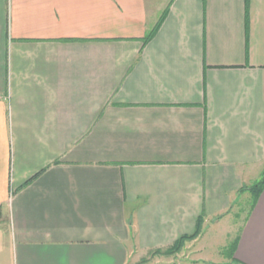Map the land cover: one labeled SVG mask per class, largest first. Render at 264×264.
I'll return each mask as SVG.
<instances>
[{"label":"crops","instance_id":"0c3cea01","mask_svg":"<svg viewBox=\"0 0 264 264\" xmlns=\"http://www.w3.org/2000/svg\"><path fill=\"white\" fill-rule=\"evenodd\" d=\"M263 169L264 0H0V264H264Z\"/></svg>","mask_w":264,"mask_h":264},{"label":"rangeland","instance_id":"374dc122","mask_svg":"<svg viewBox=\"0 0 264 264\" xmlns=\"http://www.w3.org/2000/svg\"><path fill=\"white\" fill-rule=\"evenodd\" d=\"M239 201L241 202H239L238 205H240L243 212H248L250 208V203L248 201H250V199H244L243 196H241ZM211 242L215 243L206 247L205 244L208 243V241H206L205 244L203 243L204 246H200L199 249L193 246L195 243L194 240H190L185 242L181 251L177 253L170 255H151L150 252H148L147 254L133 256L128 264H226L229 256L225 255L224 250L221 249L218 253L217 241L213 239Z\"/></svg>","mask_w":264,"mask_h":264},{"label":"trees","instance_id":"16d2710c","mask_svg":"<svg viewBox=\"0 0 264 264\" xmlns=\"http://www.w3.org/2000/svg\"><path fill=\"white\" fill-rule=\"evenodd\" d=\"M157 29L154 28L149 35L146 37V40L152 38L156 33ZM242 190H247L251 193L252 200L250 203V207L253 208L260 197L261 193L264 190V169L260 179H258L255 183L251 186H246L242 188ZM203 230V216H200L197 222L196 230L192 234H185L181 236L173 245L167 248H157L150 251L151 255H170L181 251L182 247L184 246L185 242L190 240H195L200 236ZM236 242L234 240L230 241V243L224 248V254L229 256L230 258L233 257L235 252ZM226 264H239L232 261L231 263Z\"/></svg>","mask_w":264,"mask_h":264}]
</instances>
